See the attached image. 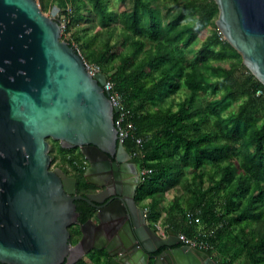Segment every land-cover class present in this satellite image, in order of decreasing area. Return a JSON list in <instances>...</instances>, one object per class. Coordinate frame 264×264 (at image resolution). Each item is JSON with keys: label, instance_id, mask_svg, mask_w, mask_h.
I'll return each instance as SVG.
<instances>
[{"label": "trees", "instance_id": "16d2710c", "mask_svg": "<svg viewBox=\"0 0 264 264\" xmlns=\"http://www.w3.org/2000/svg\"><path fill=\"white\" fill-rule=\"evenodd\" d=\"M38 1L46 11L44 0ZM91 1L88 15L109 27L108 37L94 48L89 46L101 29L89 36L86 27L76 26L85 18L86 1L56 0L52 6H60V22L62 16L70 19L65 30L73 39L64 33L62 38L112 80L131 110L136 133L144 137L142 152L134 158L141 170L150 171L142 177L138 200L153 226L161 220L168 229L208 241L212 247L204 250L218 264H264V93L258 94L264 83L217 26L216 0L177 2L165 15L155 0H124L130 6L120 14L106 0ZM113 21L122 24L115 43ZM210 23L212 32L194 50ZM146 37L153 40L149 48ZM180 95L176 105L164 103ZM239 98L238 107L224 113L229 101ZM123 144L129 153L136 148L133 136ZM59 151L64 171L80 173L82 190L85 165L66 147ZM177 186L165 205V192ZM70 231L74 244L81 229L72 225ZM88 257L95 264H111L106 249ZM74 264L89 262L81 258Z\"/></svg>", "mask_w": 264, "mask_h": 264}, {"label": "water", "instance_id": "95a60500", "mask_svg": "<svg viewBox=\"0 0 264 264\" xmlns=\"http://www.w3.org/2000/svg\"><path fill=\"white\" fill-rule=\"evenodd\" d=\"M216 2L217 26L264 83V0ZM60 10L54 4L47 14L38 0H0V103L16 129L0 149V262L7 264H74L73 253L87 240L82 224L83 237L73 244L70 227L79 221L76 200L91 199L77 193L76 177L51 167L49 137L64 147L79 146L91 172L113 156L121 170L126 161L135 162L118 139L119 107L105 88L107 75L92 73L62 38ZM11 73L19 79L8 80ZM148 228V236L138 232L124 245L118 239L107 245L110 255L124 256L114 264H150L161 246L167 249L155 264H217L207 251L183 243L175 230L164 237Z\"/></svg>", "mask_w": 264, "mask_h": 264}, {"label": "flooded vegetation", "instance_id": "af4514ba", "mask_svg": "<svg viewBox=\"0 0 264 264\" xmlns=\"http://www.w3.org/2000/svg\"><path fill=\"white\" fill-rule=\"evenodd\" d=\"M16 73L23 74L24 71L19 70ZM17 79H19V75L16 76L12 73L8 75V80L10 81H15ZM0 96L3 97L1 89ZM11 121L6 108L0 103V149L8 143V132L14 133L16 130L12 128V124L10 125ZM48 140L50 145V140H53L54 145L56 144L55 146L58 148L62 146V142L59 139L49 137ZM66 148L69 149L70 152L72 151L73 155L78 156L82 164L85 165L82 177L87 181V186L79 190V179L77 176L80 173L76 170H72L68 175L77 178V193L82 196H88L91 199L90 201L83 198L76 200L80 201L81 209H77L79 211V221L73 225H78L81 229V225L85 224L88 235L86 243L79 245L77 250L73 253L77 261L80 260L85 248L89 249L85 253L88 255L96 249L107 250V245L113 239H118L120 243L124 245L125 242H130L132 240V236H136L140 232L148 236L150 232L148 226L151 228L155 227L148 218L147 210L143 206V203L138 200V187L142 179L140 175L141 169L136 159L134 158L135 162L126 161L127 169L125 170L119 168L120 164L116 163L115 156L111 157L107 162L102 159L103 164L100 165L98 170L91 172L89 171L91 163L79 146ZM1 152L5 154V151ZM79 165H81V162H79ZM88 176L98 183L89 181ZM139 177L140 181L138 182ZM91 195H94L95 199L98 200L96 205L92 202L94 198ZM144 213L147 216L146 220L144 219ZM99 214L105 218L103 221L98 217ZM80 217L86 219L81 222ZM90 220L92 223H90ZM116 236H118V238H115ZM82 237L83 232L81 230V236L78 241H80ZM130 244H133V242ZM166 249L167 246H161L155 253L151 254L149 263L153 260L155 264L156 258L162 255ZM122 257L124 256H120V254L111 255V264H114L113 259H116L117 262H121Z\"/></svg>", "mask_w": 264, "mask_h": 264}, {"label": "rangeland", "instance_id": "374dc122", "mask_svg": "<svg viewBox=\"0 0 264 264\" xmlns=\"http://www.w3.org/2000/svg\"><path fill=\"white\" fill-rule=\"evenodd\" d=\"M54 1H56V0H44L45 6H46L45 12L47 14H51L52 4ZM85 1L86 2L84 3L83 8H82L84 10L85 18L82 19L81 21H79V23L76 24V26L86 27L85 31H86L87 35H89V36L96 33V31H98V29H101L100 34L96 36V40L89 46L90 48H94L96 46H100L105 41V39L108 37L107 31H108L109 27L101 26L99 19L97 17H92V16L88 15L89 14L88 9L93 6V2L91 0H85ZM185 1L186 0H155V4H156V7L159 9L160 15H165L169 6H172L177 2L184 3ZM106 3L108 4L110 9L115 10L118 14L124 12L130 6V2L124 1V0H106ZM68 7L72 8L73 5L71 3H69ZM59 15H60V12L56 17L59 18ZM61 19H62L61 20L62 34L64 33L65 37L68 39H73L72 33L67 32L65 30L67 27V24L70 22V19L66 18V16H62ZM121 26H122V24L120 21H113V23H112L113 29H111V30H114L115 32L112 36V40H111L112 43H115V41L119 39L120 36L118 35V33L120 32V30L122 28ZM212 29H213L212 23L208 24L207 27L203 30L202 34L199 36V39L193 48L194 50L197 49L203 43V41L206 39V37L212 32ZM152 43H153V40L150 37H146V47L149 48L152 45ZM76 45L78 46V42H76ZM127 46L124 47V49H126ZM115 49L118 50V49H122V48H119V46H118ZM83 59H84L89 70H93V71L96 70L97 66L93 62L87 61L86 57ZM181 97H182V95L177 96L174 99L172 97H170L164 103L170 104L171 102H173L176 105L175 102L178 101V99H180ZM241 99L242 98H239L238 100L229 101L226 108L224 109V113H227V112H230L231 110L236 109L238 107L239 101ZM50 142H51L50 153L52 152L53 155H56L55 159L54 160L52 159L51 167L55 168L57 166H61L62 161H63L62 160L63 154L59 151V148L57 146H55L56 144L54 145L53 140H50ZM178 191H179L178 186L177 187H171L170 189H168L164 194L163 203L165 205L170 203L173 196ZM156 223L161 225L163 228L167 226V225H164L161 220L157 221ZM81 258L87 259L89 264H95L93 261H91L89 259L88 255H86V254H83L80 257V259Z\"/></svg>", "mask_w": 264, "mask_h": 264}, {"label": "built area", "instance_id": "2783aa9c", "mask_svg": "<svg viewBox=\"0 0 264 264\" xmlns=\"http://www.w3.org/2000/svg\"><path fill=\"white\" fill-rule=\"evenodd\" d=\"M97 68L95 71L90 70L92 73L100 72V67L96 65ZM105 88L110 91V98L112 99V103L119 107L118 112H120L117 120H115L116 126L119 128L118 139L123 142L126 138L133 136L136 142V148L130 153L132 157L138 155L142 152V144L144 141V137L140 136L136 133V127L133 121L131 120V110L128 109L123 100V96L120 92L114 89V83L112 80L107 78L105 83ZM264 93L263 89L258 91V94ZM150 170L144 168L140 171L141 179L144 177ZM156 230L161 236L167 237L169 235L168 227H162L161 225L156 223ZM180 239L183 243H187L191 246H196L200 249H205L208 247H212V245L203 239H198L197 237H189L186 233H179Z\"/></svg>", "mask_w": 264, "mask_h": 264}, {"label": "crops", "instance_id": "0c3cea01", "mask_svg": "<svg viewBox=\"0 0 264 264\" xmlns=\"http://www.w3.org/2000/svg\"><path fill=\"white\" fill-rule=\"evenodd\" d=\"M213 261H215L218 264V262L215 259Z\"/></svg>", "mask_w": 264, "mask_h": 264}]
</instances>
